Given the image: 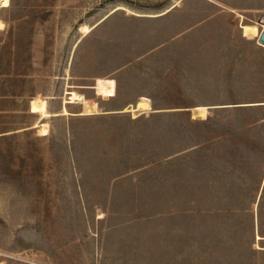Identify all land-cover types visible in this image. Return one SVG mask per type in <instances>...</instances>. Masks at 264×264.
I'll return each mask as SVG.
<instances>
[{"label": "rangeland", "instance_id": "374dc122", "mask_svg": "<svg viewBox=\"0 0 264 264\" xmlns=\"http://www.w3.org/2000/svg\"><path fill=\"white\" fill-rule=\"evenodd\" d=\"M263 14L264 0L0 6V264H264ZM72 94L97 112L68 103L33 127V100L58 113ZM142 99L152 109L123 111Z\"/></svg>", "mask_w": 264, "mask_h": 264}, {"label": "bare ground", "instance_id": "6f19581e", "mask_svg": "<svg viewBox=\"0 0 264 264\" xmlns=\"http://www.w3.org/2000/svg\"><path fill=\"white\" fill-rule=\"evenodd\" d=\"M9 1L10 0H0V6H8ZM261 18H262V21H260ZM258 22L261 23L262 29L264 30V14L260 16ZM1 25H2V22L0 21V26ZM89 28H92V27H88V26L83 27L84 32L87 33L86 31H89ZM77 102H81L83 104V111L80 112V114H84L87 112H93V111L97 112L98 110V106L96 103L87 101L84 98V96L81 94H72L70 98L65 97L64 104L60 112L58 113L57 112L52 113L48 110L47 101L45 99L33 100L31 102V111L38 114V120L36 121L33 127L40 128V131L46 134V132L48 131V122H44V120H47L49 117L55 116V115H68V109L66 107V104L77 103ZM149 109H152L151 104L146 99H142L138 102L137 105L130 106V107L128 106L124 108L123 111L130 112L133 114V117H136L142 113V110H149ZM191 112L194 117L206 118L209 111L204 106H198V107L192 108Z\"/></svg>", "mask_w": 264, "mask_h": 264}, {"label": "water", "instance_id": "95a60500", "mask_svg": "<svg viewBox=\"0 0 264 264\" xmlns=\"http://www.w3.org/2000/svg\"><path fill=\"white\" fill-rule=\"evenodd\" d=\"M260 21H262V18L260 19ZM258 42L264 45V30L261 31L260 36L258 38Z\"/></svg>", "mask_w": 264, "mask_h": 264}]
</instances>
